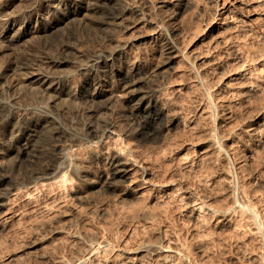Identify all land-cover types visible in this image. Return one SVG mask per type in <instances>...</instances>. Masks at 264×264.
I'll return each instance as SVG.
<instances>
[{"label":"rangeland","instance_id":"374dc122","mask_svg":"<svg viewBox=\"0 0 264 264\" xmlns=\"http://www.w3.org/2000/svg\"><path fill=\"white\" fill-rule=\"evenodd\" d=\"M0 72V264H264V0H0Z\"/></svg>","mask_w":264,"mask_h":264},{"label":"bare ground","instance_id":"6f19581e","mask_svg":"<svg viewBox=\"0 0 264 264\" xmlns=\"http://www.w3.org/2000/svg\"><path fill=\"white\" fill-rule=\"evenodd\" d=\"M97 9V8H96ZM96 9H94V10H96ZM99 9V8H98ZM82 11V6L78 3L76 6H75V8L72 10V13L74 14V15H79L80 14V12ZM98 11L99 10H97L96 11V13H98ZM100 13V12H99ZM115 16H112V17H108V18H103V17H101V15L97 18V20L98 21H100V22H103V23H105V24H111V20L110 19H112V18H114ZM119 17L120 18H122V19H124L125 18V16H124V14H122V15H119ZM97 21V22H98ZM93 26H95V24H92ZM30 34V31L28 30V29H25L24 31H23V33H22V36H24V34L26 35V34ZM35 35V34H34ZM19 36V35H18ZM9 38V37H8ZM20 38V37H19ZM10 39V38H9ZM34 39V38H33ZM38 41V40H37ZM10 42V41H9ZM34 44H36V43H34ZM13 45V44H12ZM9 46V45H8ZM17 46V45H16ZM29 46V45H28ZM29 49V48H28ZM20 55V54H19ZM96 61V60H95ZM63 62H65V60L64 61H57V62H55L54 64H61V63H63ZM33 76L34 75H37V76H40V77H37V79H35V80H33V81H40V80H42L43 78H45V77H47L48 79H44V80H42V84H43V86H45L46 85V82L47 81H50V79L52 80V82L50 81V84L47 86V87H44V89L45 88H54L53 87V84H55V80H53V78H52V76H49L48 74H46V73H44V72H38L37 70L36 71H34L33 73ZM3 77H2V73L0 72V79H2ZM62 92V91H61ZM64 92H66V91H64ZM59 97V96H58ZM2 111H1V109H0V113H1ZM1 115V114H0ZM14 117V116H13ZM15 119V118H14ZM9 122V121H8ZM9 123H12V122H9ZM42 124L43 123H40L39 125H36L35 127H33V128H31L29 131H24V129H21L19 126V130H18V137H21V138H24V141L26 142L25 144H26V147L23 149L24 151H25V149H27L28 147H29V145L32 143V142H34L35 140H37V138H38V133L40 132V127L42 126ZM13 125L15 126V125H17V124H15V123H13ZM17 127V128H18ZM42 128V127H41ZM13 130V129H12ZM11 130V131H12ZM26 152L27 151H25V154H26ZM31 158H26L24 161H27V160H30ZM117 163V164H116ZM114 164L116 165V170H115V174L116 175H122L124 172H125V168H124V165H123V163H121L119 160H118V158H115L114 159ZM53 172H56V166L55 165H49L47 168H43L42 169V173H43V176H45V178H49V176L50 175H52V173ZM115 175V176H116ZM62 178H63V180L64 181H67L68 180V177H67V174H66V172H64L63 173V175H62ZM5 196V192H0V198L1 197H4Z\"/></svg>","mask_w":264,"mask_h":264}]
</instances>
